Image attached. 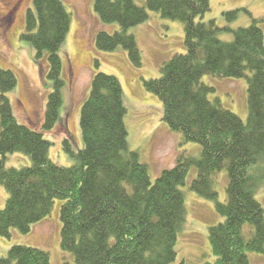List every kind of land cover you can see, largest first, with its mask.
<instances>
[{"label": "trees", "instance_id": "16d2710c", "mask_svg": "<svg viewBox=\"0 0 264 264\" xmlns=\"http://www.w3.org/2000/svg\"><path fill=\"white\" fill-rule=\"evenodd\" d=\"M93 9L102 22L118 25L112 33L96 34V48L111 51L122 46L136 66L140 51L128 29L144 22L148 10L183 24L185 51L164 62L160 75L143 80V86L160 100L162 120L170 130L181 134L182 143H198L199 153L180 154L151 182L147 166L128 147L121 83L114 75L96 72L79 114L83 145L74 151L64 138L63 149L72 165L54 163L51 142L43 132L60 120L65 86L60 49L71 17L61 0H32L19 39L33 49L37 62L46 64L50 91L43 132L19 123L6 96L16 76L0 67V185L7 192L0 208V237H9L12 228L29 232L49 215L55 200H61L60 245L75 264H171L186 214L180 186L194 167L189 188L214 201L222 216L209 227L215 260L207 264H249L247 253L264 255V208L255 198L264 179V43L257 21L252 18L248 26L235 29L219 27L213 19L204 21L209 0H144V5L135 0H93ZM235 15L236 11L227 13ZM221 30L231 32L232 39H220ZM203 75L246 78V122L218 99H208L212 88L201 82ZM11 153L23 154L29 165L6 167ZM222 170L228 181L226 198L219 202L213 174ZM244 224L252 228L249 238L243 236ZM0 264H50V258L39 248L13 245Z\"/></svg>", "mask_w": 264, "mask_h": 264}, {"label": "rangeland", "instance_id": "374dc122", "mask_svg": "<svg viewBox=\"0 0 264 264\" xmlns=\"http://www.w3.org/2000/svg\"><path fill=\"white\" fill-rule=\"evenodd\" d=\"M70 12L71 22L68 35L60 49L62 58V89L60 120L54 129L43 132L41 123L45 110L50 83L45 76L46 64L34 59L33 49L20 41L19 34L24 28L25 14L32 7V0H0V67L10 69L16 76V85L6 96L19 123L41 130L44 138L51 142L49 156L59 166L69 167L72 160L63 149L67 138L76 151L81 148L79 114L83 101L90 90V81L96 72L114 75L123 89L126 108L124 123L128 133L130 150L138 153L139 160L148 169L151 182L162 170L171 168L180 154L198 155L200 146L195 142L182 143L181 134L170 130L162 120V104L157 96L147 91L143 80L155 79L160 67L173 55L185 51L183 24L177 20L162 18L157 12L148 10V18L128 29L135 38L140 51V65L132 64L126 50L118 46L111 51L96 48L94 39L99 31L112 33L117 30L115 23H104L93 9V0H61ZM144 5V0H135ZM210 9L202 17L213 19L219 27L235 29L248 26L253 19L263 33L264 43V0H209ZM236 11L234 17L227 13ZM220 39L230 41L232 33L221 30ZM98 60V66L95 65ZM249 74V71H247ZM201 82L212 88L208 99H218L223 107L237 114L244 122L248 117L247 80L241 78H218L203 75ZM21 153L6 157V167L20 168L29 165ZM196 176L191 167L184 185L180 186L186 209L185 220L178 231L175 243L176 258L171 264L184 261L185 264H207L215 260L208 239L209 227L221 221L222 216L215 208V202L205 199L189 186ZM227 174L224 170L213 174V187L217 199L226 198ZM7 192L0 185V208H3ZM255 198L264 208V179L260 181ZM55 200L52 209L44 219L33 224L30 231L21 233L10 229L9 237H0V257L6 256L13 245H24L44 250L50 264H75L73 256L61 249L60 206ZM245 238L252 228L242 227ZM249 264H264V255L247 253Z\"/></svg>", "mask_w": 264, "mask_h": 264}]
</instances>
